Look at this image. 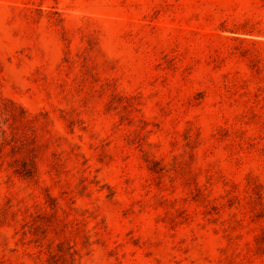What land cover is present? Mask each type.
I'll use <instances>...</instances> for the list:
<instances>
[{
    "label": "rangeland",
    "instance_id": "rangeland-1",
    "mask_svg": "<svg viewBox=\"0 0 264 264\" xmlns=\"http://www.w3.org/2000/svg\"><path fill=\"white\" fill-rule=\"evenodd\" d=\"M0 264H264V0H0Z\"/></svg>",
    "mask_w": 264,
    "mask_h": 264
},
{
    "label": "trees",
    "instance_id": "trees-1",
    "mask_svg": "<svg viewBox=\"0 0 264 264\" xmlns=\"http://www.w3.org/2000/svg\"><path fill=\"white\" fill-rule=\"evenodd\" d=\"M27 174H30V173H27Z\"/></svg>",
    "mask_w": 264,
    "mask_h": 264
}]
</instances>
